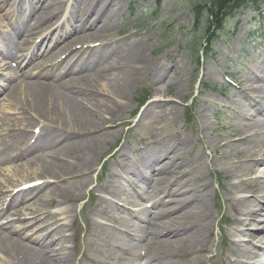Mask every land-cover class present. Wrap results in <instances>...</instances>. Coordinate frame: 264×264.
<instances>
[{"label": "bare ground", "instance_id": "1", "mask_svg": "<svg viewBox=\"0 0 264 264\" xmlns=\"http://www.w3.org/2000/svg\"><path fill=\"white\" fill-rule=\"evenodd\" d=\"M68 1L70 9H62L60 0H0V38L19 41L6 53L15 67L0 61V111L14 115L0 116V128L17 136L7 152H0V164L23 160L0 168V211L9 210L0 220V264H75L66 253L72 247L68 228L76 226L75 203L81 204L78 213L86 222V248L79 257L86 264H264V119L256 117L249 129L238 127L248 104L264 108V81L256 77L264 54L253 76L240 83L237 123L229 135L217 138L236 157L254 149V169L236 168L235 182L222 184L232 215L224 214L229 226H221L218 252L210 255L216 199L198 181L202 173L193 169L201 149L193 153L184 133L138 154L126 143L114 152L107 147L122 121L113 124L132 109L129 90L141 78L150 74L152 99L139 119L164 108L172 114L175 106L168 96L175 80L166 78L163 65L146 59L139 41L108 51L115 40L109 24L118 23L121 0ZM204 127L200 122L198 130ZM32 128H39L38 134ZM116 153L107 172L108 156ZM176 164L189 167L187 178L173 176ZM19 183L33 185L13 191ZM85 191L92 202L84 203ZM238 192L244 194L234 196ZM35 200L40 210L14 216ZM140 215L143 223L137 222Z\"/></svg>", "mask_w": 264, "mask_h": 264}, {"label": "rangeland", "instance_id": "2", "mask_svg": "<svg viewBox=\"0 0 264 264\" xmlns=\"http://www.w3.org/2000/svg\"><path fill=\"white\" fill-rule=\"evenodd\" d=\"M60 1L63 7L68 5L67 0ZM210 5V0H162L161 3L159 0H121V4L118 5V23L111 21L109 24V30L115 35L112 45L114 48H127L131 43L139 41L146 59L163 65L166 78L175 80V84L169 87L168 96L173 98L172 105L175 108L172 109V114L169 108H164L161 110L164 111L163 115L161 111H156L147 118L139 119L141 112L152 99L149 93L152 82L148 73L129 90L128 100L133 110L125 111L124 116L115 121L113 125L122 121L113 128L115 132L119 130V133L109 138L111 142L107 144V147L114 152L126 143L138 154L146 148L150 149L168 138H175L178 134L184 133L193 153L200 148L201 157L196 158L193 169L202 173L204 178H199L198 181L205 182L214 200L216 199L213 202L215 207L212 208L215 224L208 245L209 254L215 255L218 252L217 245L222 240L221 226H229L228 223H224L222 217L224 214L232 215L222 184L235 182L232 172L236 168H239L240 172L250 170L252 167L254 169L252 164L254 149L244 153L243 156L239 154L236 157L231 146L221 147L216 142L217 138L229 135L234 122L237 123L234 114L237 111V102L242 95L240 83L245 81L243 78L246 76H253L250 72H254V68H257L255 54H264V35L255 31L258 29V22L253 23L250 20L253 13L249 10L247 13L237 12L227 18L224 31L213 39L214 34L217 33L211 25L214 19L211 20L210 17ZM68 8L70 9V4ZM146 14H150L151 17L148 19ZM139 22H143V25H138ZM125 60L130 62L129 57H125ZM171 66L173 68L168 70ZM206 72L208 76L205 78ZM257 76L264 81V68L259 67L256 71ZM158 84H162V81ZM262 84L264 86V82ZM177 92H179L178 95H176ZM205 99L208 101L205 102ZM207 103L210 105H206ZM157 113L160 117L155 118ZM0 116L8 120L14 115L3 114L0 111ZM259 119L263 122L262 117ZM200 122H203L205 127L198 130ZM240 127L246 126L240 123ZM31 131L38 134L39 128H32ZM16 137L0 128V149L8 151L7 148ZM183 152L187 154L188 150ZM117 154L108 156L107 172L110 171V163L117 159ZM239 156L242 157L239 158ZM244 158L246 162H243ZM19 162L23 160L15 158L4 169H9ZM103 162L96 164L92 173L94 177L99 173ZM173 167L176 168L173 176H182L180 179L187 178V173L185 174L189 168L187 165L176 164ZM254 175L255 173H251V176ZM194 176H197L196 173ZM31 187V185L19 183L18 186L13 187V191L19 188L28 190ZM38 192L39 190L31 191L28 199L33 198ZM242 194L244 193L238 192L234 193V196ZM82 199L84 203L89 200L86 191ZM92 201L91 198L89 202ZM39 204L40 200H35L26 208L19 210L15 216L23 217L34 210H40ZM74 205L77 211L74 217L76 226H69L67 241L69 245H72L74 241L78 254L74 256L72 248H68L66 253L75 264H86L85 260H79L81 252L86 248L82 238L86 222L78 213L81 204ZM51 210L56 211V207H51ZM261 218H264V214ZM71 219L73 218H69V221ZM225 234L229 236L228 233ZM219 262L220 260L214 264H220Z\"/></svg>", "mask_w": 264, "mask_h": 264}, {"label": "trees", "instance_id": "3", "mask_svg": "<svg viewBox=\"0 0 264 264\" xmlns=\"http://www.w3.org/2000/svg\"><path fill=\"white\" fill-rule=\"evenodd\" d=\"M210 3V17L211 20L214 19L213 26L218 33L224 30V22L228 17L236 11L247 9V6L259 14H264V0H210Z\"/></svg>", "mask_w": 264, "mask_h": 264}]
</instances>
